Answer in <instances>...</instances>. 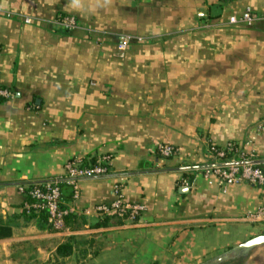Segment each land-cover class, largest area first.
Returning <instances> with one entry per match:
<instances>
[{
    "label": "crops",
    "instance_id": "0c3cea01",
    "mask_svg": "<svg viewBox=\"0 0 264 264\" xmlns=\"http://www.w3.org/2000/svg\"><path fill=\"white\" fill-rule=\"evenodd\" d=\"M247 8L264 16V0H0V264H52L68 240L63 264H206L264 234V189L203 173L212 146L264 160V20L228 22ZM72 160L108 173L63 186L68 232L41 230L17 187L64 183ZM118 185L139 219L94 228Z\"/></svg>",
    "mask_w": 264,
    "mask_h": 264
},
{
    "label": "built area",
    "instance_id": "2783aa9c",
    "mask_svg": "<svg viewBox=\"0 0 264 264\" xmlns=\"http://www.w3.org/2000/svg\"><path fill=\"white\" fill-rule=\"evenodd\" d=\"M199 18H203L204 14L199 13ZM264 20V16H256L249 8L244 10L239 16H231L228 20L231 25L251 26L255 21ZM29 22V20H26ZM60 24L67 30H72L76 27L72 18H64ZM130 38L121 37L116 45L117 54L123 56L127 46L130 43ZM14 99V93L8 89L0 87V101L9 102ZM157 152L162 159H168L175 155V150L169 146H159ZM211 153L214 157L215 167L205 168L203 173L205 177L213 176L221 186H231L236 184H247L250 186L261 187L264 189V172L260 165L251 162L256 161L253 153H246L240 150L234 144L226 145L223 148L211 147ZM232 157V158H230ZM97 165L87 168L79 167L78 161L72 160L65 166L64 183L72 187L73 198L78 194L77 183L81 179L98 178L107 175L106 161H99ZM234 163H240L234 165ZM229 164V165H226ZM57 180L44 181L43 183L19 185L18 191L23 195L28 187L31 190L27 195L34 201L32 204L24 203L22 209L26 214H30L31 210L44 211L47 214V225L50 232L66 233L65 220L74 211L66 207L60 208V189ZM182 185L188 186L186 181L181 182ZM42 187V188H40ZM115 199L109 205L97 206L94 211L99 215L111 214L116 218L126 221L135 222L140 217L142 207L139 205L129 204L124 201L121 194V186L118 185L114 190ZM254 222H264V203L257 211L249 216Z\"/></svg>",
    "mask_w": 264,
    "mask_h": 264
},
{
    "label": "trees",
    "instance_id": "16d2710c",
    "mask_svg": "<svg viewBox=\"0 0 264 264\" xmlns=\"http://www.w3.org/2000/svg\"><path fill=\"white\" fill-rule=\"evenodd\" d=\"M94 166V165H93ZM261 169L263 170L264 172V166H261ZM63 186H68V187H71L69 186L68 184L66 183H59L58 184V187L60 189V203H59V206L60 208H66L67 206H65L61 200H62V196H61V189ZM42 188V187H40ZM31 190V187H28L27 191H25L23 193V196L25 198L24 203H27V204H32L34 201L27 195V192ZM72 197H73V190H72ZM70 198V196H69ZM23 204H22V207H23ZM22 215L24 216L25 219L27 220H34L36 221L37 223V226L39 229L41 230H48L49 227L47 225V214L46 212L44 211H36V210H31L30 211V214H26L25 211L22 209ZM115 216L114 215H111V214H105V215H99L98 216V219L96 220V222L93 224V227L94 228H102V227H107L110 225V221L112 218H114ZM70 218V217H69ZM116 218V217H115ZM68 219V217H67ZM72 219V221H70L71 223H73L74 221V217H71L70 220ZM118 219V218H117ZM69 220V219H68ZM120 220V219H119ZM117 224H119V222H117ZM10 235V228L6 225V224H3L2 223V220L0 218V240L1 239H4V238H7L8 236ZM73 250H74V243L73 241H69L64 243V244H61L59 245L56 250H55V254L53 256V261H52V264H63L61 263V260L66 258V257H69L72 255L73 253Z\"/></svg>",
    "mask_w": 264,
    "mask_h": 264
},
{
    "label": "rangeland",
    "instance_id": "374dc122",
    "mask_svg": "<svg viewBox=\"0 0 264 264\" xmlns=\"http://www.w3.org/2000/svg\"><path fill=\"white\" fill-rule=\"evenodd\" d=\"M264 238V234L255 237L254 243L245 248H234L218 260H211L206 264H264V242L257 240Z\"/></svg>",
    "mask_w": 264,
    "mask_h": 264
},
{
    "label": "water",
    "instance_id": "95a60500",
    "mask_svg": "<svg viewBox=\"0 0 264 264\" xmlns=\"http://www.w3.org/2000/svg\"><path fill=\"white\" fill-rule=\"evenodd\" d=\"M253 164H257V165H260V166H264V160H256L254 162H251ZM240 163H234V165H239ZM226 165H229V164H226ZM215 167V165H212V166H207L205 168H213ZM49 181H52V180H49ZM61 181V180H59ZM65 180H62V182H64ZM44 181H39V182H31V183H28V184H36V183H43ZM21 185V184H20ZM19 186V185H18ZM257 242H264V238H261L259 240H257ZM252 243L254 242H248V244H244L245 246L246 245H251Z\"/></svg>",
    "mask_w": 264,
    "mask_h": 264
}]
</instances>
